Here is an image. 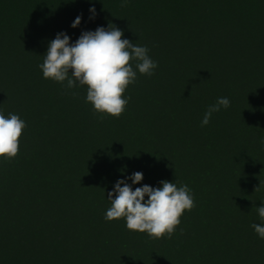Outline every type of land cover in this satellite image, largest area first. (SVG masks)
Listing matches in <instances>:
<instances>
[{
    "label": "trees",
    "instance_id": "1",
    "mask_svg": "<svg viewBox=\"0 0 264 264\" xmlns=\"http://www.w3.org/2000/svg\"><path fill=\"white\" fill-rule=\"evenodd\" d=\"M122 2L0 0V111L27 123L17 157H0V264H264L251 227L264 223V0ZM109 22L158 67L137 70L126 111L101 121L86 86L38 65L57 33L75 42ZM219 97L230 107L202 127ZM136 171L133 190L191 188L196 207L170 239L104 219L107 193Z\"/></svg>",
    "mask_w": 264,
    "mask_h": 264
},
{
    "label": "clouds",
    "instance_id": "2",
    "mask_svg": "<svg viewBox=\"0 0 264 264\" xmlns=\"http://www.w3.org/2000/svg\"><path fill=\"white\" fill-rule=\"evenodd\" d=\"M127 2L123 0L121 6H126ZM90 12V19H93L95 8H90ZM81 20L78 15L71 27L79 26ZM123 36V30L111 22L107 28L98 26L94 31H82L75 42H70L66 32H59L49 42L43 63L38 67L45 79L60 83L66 89L86 86L85 102L91 103L94 114L101 121L108 116L118 119L131 99L125 93L130 85L136 83L137 70L140 74L152 76L158 67V61L149 56L147 46L135 44ZM71 94L74 97L79 95L75 91ZM222 107H230L227 97H219L215 104L208 106L201 126H207L213 113ZM26 127V121L18 114L5 116L0 111V157L9 161L17 157L20 138ZM143 178V173L136 171L127 178L131 184L126 179L115 182L107 193L111 207L106 210L104 219H124L128 230L146 233L151 239H170L184 212L196 207L194 194L187 184L178 186L168 180L160 181V187L144 184L133 190L132 185L140 183ZM256 211L264 222V203L256 207ZM251 227L264 239V223H253Z\"/></svg>",
    "mask_w": 264,
    "mask_h": 264
}]
</instances>
